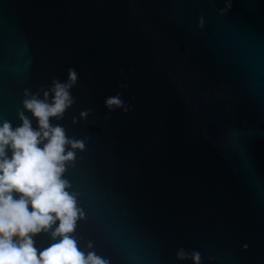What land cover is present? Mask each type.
Wrapping results in <instances>:
<instances>
[{
	"label": "water",
	"instance_id": "95a60500",
	"mask_svg": "<svg viewBox=\"0 0 264 264\" xmlns=\"http://www.w3.org/2000/svg\"><path fill=\"white\" fill-rule=\"evenodd\" d=\"M69 68L76 103L52 123L87 138L64 174L81 248L264 264V0H0V122ZM117 94L127 112L105 107Z\"/></svg>",
	"mask_w": 264,
	"mask_h": 264
},
{
	"label": "clouds",
	"instance_id": "9594fccd",
	"mask_svg": "<svg viewBox=\"0 0 264 264\" xmlns=\"http://www.w3.org/2000/svg\"><path fill=\"white\" fill-rule=\"evenodd\" d=\"M78 79L76 70L69 68L63 82L54 77L47 88L25 89L22 110L16 113L20 126L0 122V264H110L93 250L91 241L81 248L74 235L83 212L64 174L75 150L84 151L87 138L70 137L64 126L52 123L62 120L76 103L72 89ZM105 107L110 112L129 110L119 94L106 98ZM25 112L38 122L36 128ZM91 112L90 108L81 111L79 119ZM41 233L55 242L38 250L34 237ZM176 255L200 264L198 252L179 249Z\"/></svg>",
	"mask_w": 264,
	"mask_h": 264
}]
</instances>
